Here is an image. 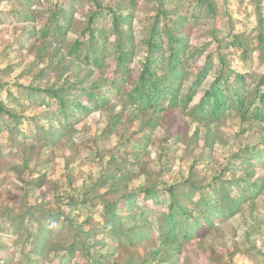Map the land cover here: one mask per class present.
I'll return each mask as SVG.
<instances>
[{
  "label": "rangeland",
  "instance_id": "374dc122",
  "mask_svg": "<svg viewBox=\"0 0 264 264\" xmlns=\"http://www.w3.org/2000/svg\"><path fill=\"white\" fill-rule=\"evenodd\" d=\"M168 28L183 40L180 63ZM149 39L164 41L153 67L175 103L131 98ZM261 41L264 0H0V101L16 115H0V264H264V121L251 115ZM228 75L224 91L241 90L244 110L196 115ZM224 193L234 210L193 207Z\"/></svg>",
  "mask_w": 264,
  "mask_h": 264
},
{
  "label": "trees",
  "instance_id": "16d2710c",
  "mask_svg": "<svg viewBox=\"0 0 264 264\" xmlns=\"http://www.w3.org/2000/svg\"><path fill=\"white\" fill-rule=\"evenodd\" d=\"M66 10L62 9L61 13H65ZM95 14V13H94ZM95 15L91 16L92 19L94 18ZM59 20V19H58ZM115 21L117 23L120 22V19L116 18ZM154 33H158V37L161 38L162 34H160L156 29H154L153 31ZM167 33H168V40H169V49L172 51L171 55L172 58L175 59L176 63H180L181 59H182V51L183 48L180 46L179 43H181L183 40L181 37L174 35L171 31V28L167 29ZM94 37V35H93ZM163 37V36H162ZM261 38V36H260ZM84 42L81 40H78L75 47L72 48V53L74 55L78 56V53H80L82 51V45ZM163 43L164 41L162 40H158L156 39H149L147 42V45L149 47V56L146 59L145 64L143 65L142 71L139 72V82L138 84L135 86L133 92L131 93V98H133L135 101L137 102H141L144 106L146 107H159L161 106V103L167 99H169L170 102L175 103V101L177 100V94H176V89L173 84H169L167 83V80L170 78V76H164V75H160L157 74V72L154 70V64L156 63V61L153 59L154 53L155 52H163L164 47H163ZM262 43V41H261ZM262 46L264 47V44L262 43ZM130 53L125 52L122 53V51L120 50L119 56H118V63L119 65L122 67L123 70H128L129 67L126 64L128 61ZM173 67H176V65H174ZM205 71V70H204ZM203 74V75H202ZM206 73H200L198 76V79L201 80L204 75ZM225 78V85L219 86V83L221 82V79H217V82H215L213 84V86L211 87V89H209L208 91H206V94L202 97V99L200 100V102L195 105L193 107V111L194 113H196V115L202 117V118H207L208 116L214 117V116H219L221 115L224 110L228 107H235L238 108L239 110H244L245 108V104H246V98L245 96L242 95L241 90H237L234 91V93H225L224 90L227 89V87L229 86V78L230 76L228 75L227 77L224 76ZM235 79H241L243 81V87L246 86V81L244 79V77L242 75H240L239 73H237V75L235 76ZM259 89V88H258ZM63 88L58 89L57 91H53V96L57 97L60 101L59 104H61V106H64V101L63 98L61 97V92H62ZM194 92V89L192 91V93ZM227 92V91H226ZM191 93V94H192ZM87 97L88 100L91 102H95V105H98L99 102L104 103L106 100H104L103 97H101L100 93H95V92H89L87 91ZM192 96L189 94V96L187 97V100H191ZM259 102L255 105V108L253 109L251 115L259 120H263L264 121V92L260 93L258 99ZM168 101V102H169ZM3 103L0 101V115L4 112H6L8 115L15 117L16 115L14 113H11V111H9L8 109L5 108L4 105H2ZM251 104L249 103V105L247 106V109H245V111L248 113L251 110ZM85 108H88L87 106H83ZM254 189V188H253ZM141 194H144V198H152L153 199V192L151 191V189H147L143 192H141ZM242 197H244V195H241ZM134 195H130L128 198L130 199V203L129 205L133 206L135 203H137V200L134 199ZM241 197V198H242ZM236 199L235 197H231L229 194H222L221 196H219L216 200H214V205L213 207H211V205L209 203H203V198L198 199L197 201L194 202V208H199L202 204L204 205V209H198L201 212H205L207 210H210L211 208H220L221 204L224 205V203L226 202V200H229V202H226L225 204H227L228 209L231 211L234 210V206L237 204L236 203ZM173 202H177V199L172 200V202L170 203L169 206V211L166 214V221L170 226L169 229V233H175V228L176 225L178 224V221L176 220V218L174 217V213H173V209H175V206L173 205ZM222 205V206H223ZM179 207V204L177 205ZM176 206V207H177ZM174 207V208H173ZM183 208V206H181ZM185 209V207L183 208ZM180 210V212L190 215L192 213H190L192 211V209H185V210ZM218 212V211H217ZM218 215H220L219 213H217ZM221 216V215H220ZM185 236H188V231L186 232Z\"/></svg>",
  "mask_w": 264,
  "mask_h": 264
}]
</instances>
